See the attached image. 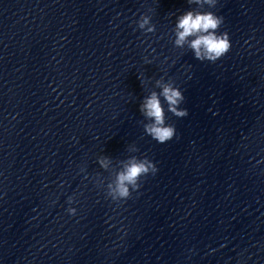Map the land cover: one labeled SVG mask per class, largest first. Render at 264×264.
Masks as SVG:
<instances>
[{
  "label": "water",
  "instance_id": "1",
  "mask_svg": "<svg viewBox=\"0 0 264 264\" xmlns=\"http://www.w3.org/2000/svg\"><path fill=\"white\" fill-rule=\"evenodd\" d=\"M63 264H264V119Z\"/></svg>",
  "mask_w": 264,
  "mask_h": 264
},
{
  "label": "clouds",
  "instance_id": "2",
  "mask_svg": "<svg viewBox=\"0 0 264 264\" xmlns=\"http://www.w3.org/2000/svg\"><path fill=\"white\" fill-rule=\"evenodd\" d=\"M189 5H196L176 17L173 29V44L177 48L187 47L194 54V58L199 61H209L215 63L225 56L231 49V41L227 32H220L219 29L224 23V17L217 15L211 10L216 8L218 0H187ZM137 27L145 33L155 32V25L151 23V17L141 15L136 22ZM138 79H140L138 77ZM155 88L143 98L140 104V113L147 121L144 123L145 134L160 144L172 140L176 136V127L166 123V110L177 118H184L188 115L186 108L180 105L185 97L181 89L175 85L171 79L165 80L162 76L155 81ZM130 152H137L135 146L129 148ZM98 163L104 170H109L113 166L110 157L102 156ZM158 171L156 164L146 155L139 158L135 155L119 161L118 169L106 184V197L114 203L119 204L132 197L133 192H138L142 187V180L148 175H155ZM98 184H103V180H98ZM73 197L68 198V204H72ZM69 215L76 214V208L66 209Z\"/></svg>",
  "mask_w": 264,
  "mask_h": 264
}]
</instances>
